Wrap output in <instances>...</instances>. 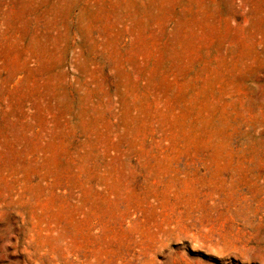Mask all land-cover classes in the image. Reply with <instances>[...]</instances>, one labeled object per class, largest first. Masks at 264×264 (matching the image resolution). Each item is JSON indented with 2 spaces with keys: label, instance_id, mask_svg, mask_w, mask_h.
<instances>
[{
  "label": "rangeland",
  "instance_id": "obj_1",
  "mask_svg": "<svg viewBox=\"0 0 264 264\" xmlns=\"http://www.w3.org/2000/svg\"><path fill=\"white\" fill-rule=\"evenodd\" d=\"M0 264H264V0H0Z\"/></svg>",
  "mask_w": 264,
  "mask_h": 264
}]
</instances>
